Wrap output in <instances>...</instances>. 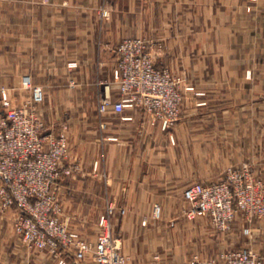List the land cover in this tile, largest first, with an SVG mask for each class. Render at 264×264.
Returning a JSON list of instances; mask_svg holds the SVG:
<instances>
[{
  "label": "crops",
  "instance_id": "1",
  "mask_svg": "<svg viewBox=\"0 0 264 264\" xmlns=\"http://www.w3.org/2000/svg\"><path fill=\"white\" fill-rule=\"evenodd\" d=\"M110 1L115 4V11L103 29H99L91 18L88 26L80 25L78 16L67 17L71 25L64 26L61 21L65 18L61 12L51 13V19L57 21L51 23L50 27L25 29L23 35L31 37H24L27 42L24 58L29 59L28 50H38L30 57L38 59L35 65L45 67L43 76L47 78L34 77L32 82L41 84L47 98L56 100L46 106V113L55 116L51 117L52 122L48 120L49 124L57 127L56 133H67L69 157L63 165L74 167V171L57 183L62 218L76 231L81 227L95 226L102 213L97 200L104 196L107 202L115 205L116 213L111 222L122 253L134 264H172L160 263L159 259L182 256L185 249H181L179 243L186 234H191L192 226L182 219L166 218L165 214L164 218H154L153 208L158 202L154 196L181 195L183 198V190L193 179L191 166L185 167L182 173L180 167L167 172L166 152L171 149L167 135L161 124L154 122L141 109H125L120 114L108 110L100 114L94 106H72L57 100L67 96L84 99L86 93L95 94L97 82H111L118 63L117 47L124 38L143 37L155 47H161L165 52L156 59L157 67H166L175 73L179 69L186 71L193 62L189 56L188 59L184 57L186 52L193 49L191 20L237 19L243 16L249 19L264 18V0L251 4L248 0ZM249 4L253 12L248 14L246 6ZM262 4V13L257 17ZM197 27L195 30L205 36L203 48L206 50V21L200 22ZM11 33L16 35L14 30ZM15 47V37L9 38L8 49L14 51ZM39 51L47 54L39 57ZM57 52H61V58H56ZM27 60L24 62L28 63ZM197 62L203 67L209 63L206 59ZM69 63L74 66L68 68ZM222 63L227 66L229 62L224 60ZM8 67V72L15 76V57L11 58ZM61 69L62 74L59 73ZM205 75L208 77L207 73ZM18 78L16 76L11 80L16 82ZM64 80L72 81L66 91L59 86ZM113 98H117L115 89ZM46 124V129L51 131ZM183 126L178 124L173 131L177 133ZM185 130H188L186 125ZM172 159L175 163L176 157ZM120 209H124L125 213H119ZM169 209L180 215L182 203L172 204ZM203 231L206 233V229ZM251 231L248 242L264 256V219L256 221ZM87 240L94 241L89 237ZM21 256L14 252L9 261L16 264L15 260L21 257L28 263L31 259L25 253ZM40 259L39 264H51L43 261L42 256ZM84 264L92 262L88 260Z\"/></svg>",
  "mask_w": 264,
  "mask_h": 264
},
{
  "label": "rangeland",
  "instance_id": "2",
  "mask_svg": "<svg viewBox=\"0 0 264 264\" xmlns=\"http://www.w3.org/2000/svg\"><path fill=\"white\" fill-rule=\"evenodd\" d=\"M248 1L251 4L257 0ZM250 4L246 6L248 14L253 12ZM114 5L110 0H0V93L2 89L6 90L12 105L20 106L29 99V92L21 88V78L24 75H29L32 79L34 77L47 78L43 76L45 67L42 65L40 67V64L35 65L38 59L30 57L31 53L33 55L38 50L31 52L28 50V54L26 52L29 55V61L24 58V46L27 44L24 37L30 36L23 35L25 29L50 27L51 23L57 21L51 19L53 16L51 13L56 12L63 14L65 19L61 22H64V26L71 25V20H67V17L78 16L80 25L88 26L89 18H91L92 21H96L99 29H103L115 11ZM260 8L256 16L262 13L263 4ZM104 12L108 13V18L103 17ZM203 21L207 23L208 32L206 50L203 48L205 36L200 34L199 30H195L200 22L204 23ZM191 23L193 29L191 46L193 49L186 52L184 56L187 59V56L192 58L191 67L186 71L179 69L178 73H175L166 67L156 66L166 70L173 77L181 95L178 119L165 129L162 128L167 135L168 145L171 147L166 152L168 157L166 166L163 163L162 166L169 168L167 171L169 173L170 169L172 172L175 167H180L182 173L185 167L191 166L193 179L190 184L227 182L229 173L243 171L246 168L249 176L257 185L260 183V188H263L264 191V18L249 19L243 16L237 19H193ZM172 24H174V20ZM11 30L16 32L15 36L12 35ZM12 37H15L16 41L14 51L8 49L9 38ZM132 38H142L148 43L155 64L158 56L165 52L161 47H155L143 37ZM45 53L47 54V52L39 51L38 55L40 54L39 57H42ZM57 53L56 58H61V52ZM13 57L16 62V67H13L15 76L8 72V66ZM203 59L209 62L206 67L197 62H201ZM26 60L28 63L24 62ZM224 60L229 62L227 66L223 65L222 61ZM72 66L74 64H67L68 68ZM62 71L61 69L59 73L62 74ZM200 74H203V77H200ZM16 76L19 78L13 82L11 79ZM101 82L106 81L97 82L95 94L88 93L87 95L86 93L84 99L67 96L57 101L63 102V104L69 103L72 106H94L98 109V90ZM34 85L42 87L41 84L34 83ZM71 85L72 81L67 80L59 84L63 91L69 89ZM42 89L45 92L43 87ZM55 101L47 98L45 94L43 104L37 107L38 115L45 124V120H47V128L53 133H56L57 127L49 124V121L55 116L46 113L45 110L50 102L54 103ZM159 123L162 126V123ZM178 124L184 126L176 133L173 130ZM185 125L188 130H185ZM200 127L202 128L200 129ZM174 157H176L175 163L172 159ZM154 200H158V202L154 201V206L157 205L161 209L158 218H164L163 214H165L166 218L182 219L191 223L192 226L191 234L189 236L186 234L179 243L181 249H185V253L182 256L168 258V260L161 258L159 259L160 263L190 264L195 257L201 260H210L223 252L247 249L257 254L264 264L263 254L252 248L248 242L252 234L251 226L256 221L263 220L264 217L248 221L246 215L240 213L229 228L221 232L214 227L208 217L189 219L184 213L186 204L181 195H159L154 196ZM57 202L60 209L58 218L66 224L67 230L78 234L80 239L94 245L97 237L103 232L99 222L95 226L81 227L78 229L79 233L76 231L77 229L68 225L66 219L62 218V206L58 196ZM97 203L102 209L99 218L106 213V208L109 205L115 206L112 202H107L104 196L101 200L98 199ZM181 203L180 215L170 211L169 208L172 204ZM167 208L168 210L164 211ZM51 215L52 218H55L54 214L51 213ZM28 218H30L29 214L15 205H8L6 198L0 194V264H14V261H9L14 252L18 253V256L25 253L31 257L27 263L26 260L21 259V256L15 260L16 264H25L24 261L26 264H39L38 262L42 261L41 256L43 261L57 264L59 261L57 254L52 253L49 249L39 251L23 239L25 232H19V228H24L23 224ZM204 229H206V233H204ZM245 229H249L250 234L245 233ZM111 233L115 237L112 222ZM87 237L94 241L87 240ZM122 255L127 259L128 264H134L128 256L123 253ZM64 257L67 258L68 264H84L88 260L95 264L90 255L79 263L70 256Z\"/></svg>",
  "mask_w": 264,
  "mask_h": 264
},
{
  "label": "built area",
  "instance_id": "3",
  "mask_svg": "<svg viewBox=\"0 0 264 264\" xmlns=\"http://www.w3.org/2000/svg\"><path fill=\"white\" fill-rule=\"evenodd\" d=\"M103 17L108 18V13L104 12ZM117 56L112 81L99 85L98 112L112 110L120 114L125 109H141L154 122H161L163 129L172 125L180 115L181 95L173 77L156 67L148 43L142 38L124 39L117 47ZM21 88L29 92V99L20 106L12 105L6 90L0 93V194L8 205L30 215L24 228H19V232H25L23 239L39 251L49 249L57 254V264H68L64 256L79 263L89 255L95 264H128L119 240L111 233L113 206L109 205L99 218L103 232L94 245L68 231L59 220L57 183L74 171V167L63 165L69 157L68 138L64 131H48L38 115L37 107L45 100L42 87L24 75ZM260 186L246 168L229 173L227 182L189 184L183 190L184 213L189 219L208 217L223 232L240 213L248 221L264 217V191ZM160 213V207L154 206L153 216L158 218ZM244 231L250 234L249 229ZM190 264H263V260L241 249L220 253L210 260L195 257Z\"/></svg>",
  "mask_w": 264,
  "mask_h": 264
}]
</instances>
